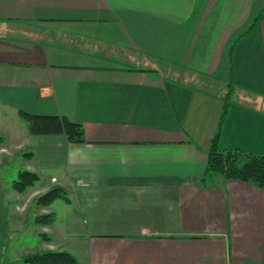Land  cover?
I'll return each mask as SVG.
<instances>
[{
	"label": "crops",
	"instance_id": "crops-1",
	"mask_svg": "<svg viewBox=\"0 0 264 264\" xmlns=\"http://www.w3.org/2000/svg\"><path fill=\"white\" fill-rule=\"evenodd\" d=\"M231 87L220 146L264 154V0H0V109L39 175L18 208L63 188L47 248L80 264H264V189L204 178Z\"/></svg>",
	"mask_w": 264,
	"mask_h": 264
},
{
	"label": "rangeland",
	"instance_id": "rangeland-1",
	"mask_svg": "<svg viewBox=\"0 0 264 264\" xmlns=\"http://www.w3.org/2000/svg\"><path fill=\"white\" fill-rule=\"evenodd\" d=\"M15 120L17 119L13 113L3 112L0 109V142L4 141V145H0V148H5V151L0 149V264H14L28 255L48 251V239L55 243H62V245H65L66 240L71 241L69 234L63 231L72 219L70 210L76 209L75 206L68 207L64 201L59 199L53 204V208L47 209L48 212L45 213L42 210L44 205L37 201V203L30 201L23 209L18 208L23 201L13 188V181L18 178L19 171L29 170L32 163L28 161L30 154L18 149L12 143V139L7 137L11 130L9 128ZM44 173L50 178L51 175H58L61 172L59 169H52ZM36 189L41 190L42 188L40 186L34 190ZM30 192L32 190L28 191ZM49 213H54L58 219L59 225L54 230L37 222L39 216ZM76 235H81V233H76Z\"/></svg>",
	"mask_w": 264,
	"mask_h": 264
},
{
	"label": "trees",
	"instance_id": "trees-1",
	"mask_svg": "<svg viewBox=\"0 0 264 264\" xmlns=\"http://www.w3.org/2000/svg\"><path fill=\"white\" fill-rule=\"evenodd\" d=\"M260 15L257 18L259 21ZM232 96V87L229 89L225 101L220 128L210 142L208 162L204 178L211 174H219L227 179L252 183L264 189V154H254L241 149L224 150L220 146L221 128L227 116ZM20 117L27 122L32 135L66 134L72 143H84L85 134L80 124L71 122L67 118L58 116L32 115L24 111ZM205 180V179H204ZM39 181V176L29 170L18 172V178L13 181V188L25 192ZM58 199L70 202L67 192L60 187L54 188L41 195L37 202L41 205H51ZM54 221V213L41 215L37 222L50 224ZM47 239V238H46ZM14 264H80L74 255L68 251H45L26 256L22 261Z\"/></svg>",
	"mask_w": 264,
	"mask_h": 264
}]
</instances>
